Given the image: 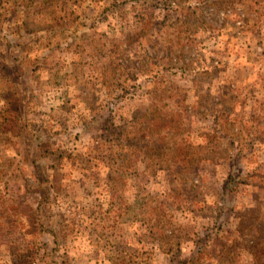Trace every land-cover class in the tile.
I'll return each mask as SVG.
<instances>
[{"label": "rangeland", "instance_id": "374dc122", "mask_svg": "<svg viewBox=\"0 0 264 264\" xmlns=\"http://www.w3.org/2000/svg\"><path fill=\"white\" fill-rule=\"evenodd\" d=\"M0 264H264V0H0Z\"/></svg>", "mask_w": 264, "mask_h": 264}]
</instances>
